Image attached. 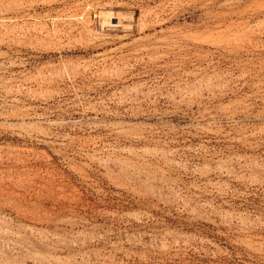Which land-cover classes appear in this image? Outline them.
Returning a JSON list of instances; mask_svg holds the SVG:
<instances>
[{
  "label": "rangeland",
  "instance_id": "obj_1",
  "mask_svg": "<svg viewBox=\"0 0 264 264\" xmlns=\"http://www.w3.org/2000/svg\"><path fill=\"white\" fill-rule=\"evenodd\" d=\"M0 264H264V0H0Z\"/></svg>",
  "mask_w": 264,
  "mask_h": 264
},
{
  "label": "bare ground",
  "instance_id": "obj_2",
  "mask_svg": "<svg viewBox=\"0 0 264 264\" xmlns=\"http://www.w3.org/2000/svg\"><path fill=\"white\" fill-rule=\"evenodd\" d=\"M109 15V14H108ZM116 26V25H115ZM113 27V26H112ZM116 27H118V26H116ZM124 27V26H123Z\"/></svg>",
  "mask_w": 264,
  "mask_h": 264
}]
</instances>
